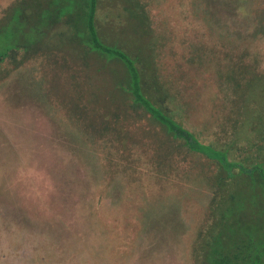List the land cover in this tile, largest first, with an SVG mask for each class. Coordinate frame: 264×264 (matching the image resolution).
Wrapping results in <instances>:
<instances>
[{"label": "rangeland", "instance_id": "1", "mask_svg": "<svg viewBox=\"0 0 264 264\" xmlns=\"http://www.w3.org/2000/svg\"><path fill=\"white\" fill-rule=\"evenodd\" d=\"M81 3L0 0V51L24 46L0 69V264H195L219 165L122 95L117 62L87 54L65 24ZM95 23L156 55L171 115L201 143L264 161V0H97ZM243 188L235 208L258 223Z\"/></svg>", "mask_w": 264, "mask_h": 264}, {"label": "trees", "instance_id": "2", "mask_svg": "<svg viewBox=\"0 0 264 264\" xmlns=\"http://www.w3.org/2000/svg\"><path fill=\"white\" fill-rule=\"evenodd\" d=\"M75 1L77 0H69L71 5H74ZM96 3L97 0H82L80 11L76 14L75 20L66 21L65 24L72 29L73 36L77 37L79 43L87 50V54L94 59L109 63L117 62L121 66L124 79L119 83V87L122 95H131V104L142 108L149 114L166 135L174 141H181L189 151L202 155L219 165V172L212 184L214 189L210 190L208 194V196L210 195V223L199 235L194 250L196 253L194 255L195 264H264V168L262 167L264 161L247 169L237 162L230 161L227 150L217 151L213 147L201 143L193 132L175 120L169 107V101L173 97H170L165 91L162 92L164 86L157 73L154 60L156 55H151L148 60L150 63H146L143 61V57L132 52L126 45L130 54L124 52L118 45V40L108 42L101 39L95 23ZM139 16L142 22L145 21L144 15ZM13 20V23L18 21L15 25L20 23L17 13ZM11 38L16 43L11 50L0 51V69L8 61V57L13 61L14 69L20 67L21 62H17V58L19 53L23 52L24 46L20 43L19 37L14 35ZM122 45L124 46V44ZM150 50L154 52L153 48ZM110 66H112L111 63ZM150 79L155 85L151 86ZM236 87L239 88V84ZM259 121H262L260 117ZM255 127L254 125L251 131ZM258 130L259 128L255 129V132ZM234 169H237L236 173H233ZM242 176H247V179ZM238 178H241L242 184L236 185L233 190H230V180ZM245 183L248 184V188H251L249 191L255 200L253 206L257 210L256 216L252 220L258 219V223L250 224L245 221L244 207L242 210H240V206L235 208L239 193L244 189Z\"/></svg>", "mask_w": 264, "mask_h": 264}]
</instances>
